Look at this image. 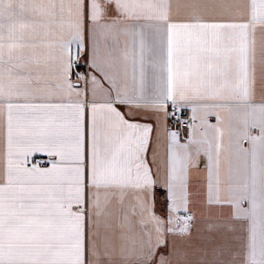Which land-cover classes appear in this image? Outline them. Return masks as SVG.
<instances>
[{
  "label": "snow or ice",
  "instance_id": "6c2138e0",
  "mask_svg": "<svg viewBox=\"0 0 264 264\" xmlns=\"http://www.w3.org/2000/svg\"><path fill=\"white\" fill-rule=\"evenodd\" d=\"M0 264H264V0H0Z\"/></svg>",
  "mask_w": 264,
  "mask_h": 264
}]
</instances>
